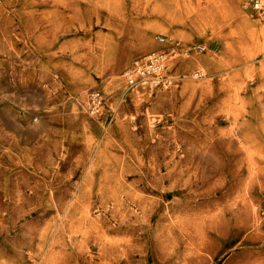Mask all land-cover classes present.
<instances>
[{
	"label": "rangeland",
	"instance_id": "rangeland-1",
	"mask_svg": "<svg viewBox=\"0 0 264 264\" xmlns=\"http://www.w3.org/2000/svg\"><path fill=\"white\" fill-rule=\"evenodd\" d=\"M171 47L173 85H128ZM0 264H264V17L0 0Z\"/></svg>",
	"mask_w": 264,
	"mask_h": 264
},
{
	"label": "built area",
	"instance_id": "built-area-1",
	"mask_svg": "<svg viewBox=\"0 0 264 264\" xmlns=\"http://www.w3.org/2000/svg\"><path fill=\"white\" fill-rule=\"evenodd\" d=\"M246 3L258 14L264 17V0H246ZM160 42L165 41L164 36L157 37ZM202 49L201 44L195 46ZM174 48L168 50L152 51L140 59L133 61L124 71V76L129 86L152 89L155 87H169L176 81V77L167 67L168 56H175ZM195 76H202L203 69L198 67L194 70ZM93 109H98L100 97L98 93L93 95Z\"/></svg>",
	"mask_w": 264,
	"mask_h": 264
},
{
	"label": "crops",
	"instance_id": "crops-1",
	"mask_svg": "<svg viewBox=\"0 0 264 264\" xmlns=\"http://www.w3.org/2000/svg\"><path fill=\"white\" fill-rule=\"evenodd\" d=\"M160 50H165V49H158L157 51H160Z\"/></svg>",
	"mask_w": 264,
	"mask_h": 264
},
{
	"label": "bare ground",
	"instance_id": "bare-ground-1",
	"mask_svg": "<svg viewBox=\"0 0 264 264\" xmlns=\"http://www.w3.org/2000/svg\"><path fill=\"white\" fill-rule=\"evenodd\" d=\"M198 60H200L198 57H196ZM73 110V109H72Z\"/></svg>",
	"mask_w": 264,
	"mask_h": 264
}]
</instances>
